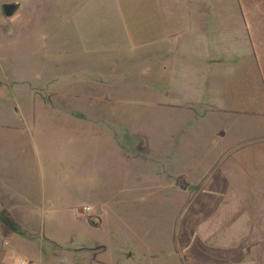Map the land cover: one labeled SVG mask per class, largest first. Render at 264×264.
Wrapping results in <instances>:
<instances>
[{
    "label": "rangeland",
    "instance_id": "374dc122",
    "mask_svg": "<svg viewBox=\"0 0 264 264\" xmlns=\"http://www.w3.org/2000/svg\"><path fill=\"white\" fill-rule=\"evenodd\" d=\"M0 117V263L264 264V0H0Z\"/></svg>",
    "mask_w": 264,
    "mask_h": 264
},
{
    "label": "crops",
    "instance_id": "0c3cea01",
    "mask_svg": "<svg viewBox=\"0 0 264 264\" xmlns=\"http://www.w3.org/2000/svg\"><path fill=\"white\" fill-rule=\"evenodd\" d=\"M92 1H94V0H92ZM11 2H14V1H11ZM18 4H19V7H18V10H19L20 7H21V3L18 2ZM18 10H17V12H18ZM16 13L14 15H16ZM12 17H10V18H12ZM164 54H163V56H164ZM1 110H2V112L4 111L3 106H1ZM5 125H7V124L2 122V120L0 119V127L1 128L6 127ZM1 140L2 141H0V142H2L3 144H8L10 142L9 141V137H5V136H2ZM3 149H4V145H2L1 150H3ZM1 153H2V155L0 156V175L4 174L6 172L5 168H7V170H8V167H9V161L8 160L5 161L4 153L2 151H1ZM3 199H4V195L0 194V205L4 206L6 204L3 203V201H2ZM214 220H215L214 218H211V220L209 221L210 229L206 230L205 226L202 227V221L199 219L197 221V225L198 224L199 225H198L197 228L194 229L192 237L195 240L201 241L200 243H202L203 240L205 241L206 239H209L210 241H209L208 244L212 245L213 244L212 241L215 239L216 235L219 234V232H220L217 228H216V230L214 229L213 223L214 222L217 223V221H218V220L217 221H214ZM226 224H227V222H226ZM181 234L182 233L179 232L178 235L182 236ZM217 238H219V237H217ZM160 242H161V240L155 242L153 246L159 245ZM204 243L207 244L206 242H204ZM167 244H168V238H167ZM217 244H219V243L217 242ZM124 246L125 245L123 244L122 246L118 247L119 248L118 250H116V252H115V257L116 258L114 260L115 264H117V263L118 264H134V259H136V258H134L133 256L134 255H138V254H140V256H142L143 258L146 259L145 261H147V262H145V264H155L156 261H157L156 256H160V257L163 256L162 253L160 251H156L154 249V247L151 250L140 251L138 249L136 250V248L135 249H130V248H127V246H125V247ZM220 246H222V244H219V246H218V248L221 249L222 253H217V254L218 255L220 254L221 258L214 257V258L210 259L209 261L203 260L201 258L202 256L201 257H199V256H200V254H203L204 252L202 253V251L200 252V251L196 250L197 251L196 254H197V256L199 258L197 256L195 258L193 257V263H189V264H243L242 263L243 259H245L246 254L248 253V251L247 252H240V254H239L240 257L237 258V259H234V257H233L234 253L230 252V250L234 248V243L233 242L230 243L229 245H223L222 247H220ZM195 248L198 249V245L196 243H195ZM153 257H154V259H153ZM99 263L100 264H112L111 262H109L107 260H104L103 258L101 259V261L99 260ZM252 263L253 262H250L248 264H252ZM0 264H9V263H0ZM176 264H178V263H176Z\"/></svg>",
    "mask_w": 264,
    "mask_h": 264
},
{
    "label": "water",
    "instance_id": "95a60500",
    "mask_svg": "<svg viewBox=\"0 0 264 264\" xmlns=\"http://www.w3.org/2000/svg\"><path fill=\"white\" fill-rule=\"evenodd\" d=\"M19 4L17 2H4L1 6L5 17L10 18L17 12Z\"/></svg>",
    "mask_w": 264,
    "mask_h": 264
}]
</instances>
